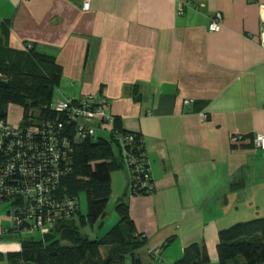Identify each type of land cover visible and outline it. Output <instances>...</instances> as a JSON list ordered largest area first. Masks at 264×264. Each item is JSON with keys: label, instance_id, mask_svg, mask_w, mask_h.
<instances>
[{"label": "crops", "instance_id": "obj_1", "mask_svg": "<svg viewBox=\"0 0 264 264\" xmlns=\"http://www.w3.org/2000/svg\"><path fill=\"white\" fill-rule=\"evenodd\" d=\"M82 1L0 0L2 45H34L61 68L56 96L102 99L142 137L151 193L129 194L115 149L108 202L128 206L141 264H174L191 244L217 264L218 231L264 217V150L253 145L264 137V0ZM215 13L221 29L209 33Z\"/></svg>", "mask_w": 264, "mask_h": 264}, {"label": "trees", "instance_id": "obj_2", "mask_svg": "<svg viewBox=\"0 0 264 264\" xmlns=\"http://www.w3.org/2000/svg\"><path fill=\"white\" fill-rule=\"evenodd\" d=\"M0 28L7 36V22H1ZM60 77L61 68L51 57L38 53L34 45L24 44L21 51H13L2 45L0 38V121L7 120L9 106L22 110V122L30 119L37 125L53 120L55 113L49 106ZM113 120V133L107 137L98 135L93 141L86 140L71 147L69 172L58 179L52 197L73 202V213L66 220H58L51 232L38 234V239L21 240L18 252L6 254L8 264H141L137 251L144 245L145 238L136 234L125 203H115L113 209L118 222L102 238L89 240L79 232V228L93 227L106 215L111 196L110 174L118 167L114 151H121L114 132L119 136L133 135V142L124 149L137 162L144 160L140 158L144 154L142 137L124 131L116 117ZM149 183L152 185L151 181ZM134 188L128 182L131 196H143L152 191ZM80 194L86 199L85 215L79 213ZM6 230L8 234L15 233L12 229ZM104 249L105 256L101 253ZM215 250L218 264H264V217L219 230ZM208 263L205 246L191 244L174 264Z\"/></svg>", "mask_w": 264, "mask_h": 264}, {"label": "built area", "instance_id": "obj_3", "mask_svg": "<svg viewBox=\"0 0 264 264\" xmlns=\"http://www.w3.org/2000/svg\"><path fill=\"white\" fill-rule=\"evenodd\" d=\"M89 4L90 0H83L82 9L87 11ZM183 11L184 5H181L179 15ZM220 29L221 16L215 13L207 30L216 33ZM259 39L264 47V27ZM49 108L55 118L37 125L30 119L23 122L20 119L16 125L0 121V207H6L8 229L15 231V235H43L51 232L58 220L69 218L75 204L58 201L52 194L57 189L58 179L69 172L71 147L86 140L93 141L101 132L113 133V116L107 113V103L102 99L86 96L70 100L54 96ZM113 136L121 148L131 187L151 191L144 154L140 157L144 160L137 162L124 149L133 142L134 136H119L115 132ZM242 140L241 135L230 138L232 144ZM253 145L264 150V137L257 135ZM3 233L8 232L4 229ZM150 254L156 257L158 251H150Z\"/></svg>", "mask_w": 264, "mask_h": 264}, {"label": "rangeland", "instance_id": "obj_4", "mask_svg": "<svg viewBox=\"0 0 264 264\" xmlns=\"http://www.w3.org/2000/svg\"><path fill=\"white\" fill-rule=\"evenodd\" d=\"M62 91V90H61ZM57 89L54 91L53 96H56ZM63 96L67 97L65 92L62 91ZM19 114V111L16 107H11L9 110V115L11 117L17 116ZM100 135V134H99ZM103 135V134H102ZM105 137H107V134H104ZM79 201V213L80 215H85L86 212V199L84 194H80L78 197ZM112 207V208H111ZM113 203H111L107 207L106 215L105 217L96 223L93 227H86V228H79V232L82 236L88 238L89 240H96L102 238L117 222L118 217L117 214L114 212L113 209ZM6 214V207L1 206L0 207V264H8L6 259V254L9 252H18L20 250V241L24 239H38V234H32V235H15V234H8L3 233L4 229H8L9 222L8 219L5 216ZM76 226H78V220H76ZM62 245H67L66 242H62ZM106 250H101V253L103 256L106 255ZM216 254V253H215ZM213 258H216V255L213 256ZM214 262V261H212ZM211 264V263H210ZM218 264V260H217Z\"/></svg>", "mask_w": 264, "mask_h": 264}]
</instances>
